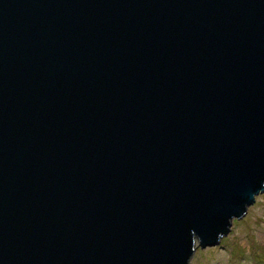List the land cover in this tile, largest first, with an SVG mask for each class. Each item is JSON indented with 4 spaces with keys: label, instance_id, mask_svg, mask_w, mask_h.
Returning a JSON list of instances; mask_svg holds the SVG:
<instances>
[{
    "label": "water",
    "instance_id": "water-1",
    "mask_svg": "<svg viewBox=\"0 0 264 264\" xmlns=\"http://www.w3.org/2000/svg\"><path fill=\"white\" fill-rule=\"evenodd\" d=\"M264 193V0H0V264H189Z\"/></svg>",
    "mask_w": 264,
    "mask_h": 264
},
{
    "label": "rangeland",
    "instance_id": "rangeland-1",
    "mask_svg": "<svg viewBox=\"0 0 264 264\" xmlns=\"http://www.w3.org/2000/svg\"><path fill=\"white\" fill-rule=\"evenodd\" d=\"M189 264H264V193L216 247H197Z\"/></svg>",
    "mask_w": 264,
    "mask_h": 264
}]
</instances>
